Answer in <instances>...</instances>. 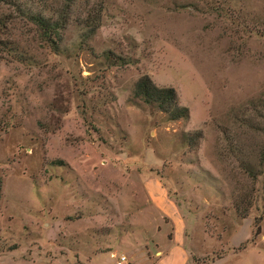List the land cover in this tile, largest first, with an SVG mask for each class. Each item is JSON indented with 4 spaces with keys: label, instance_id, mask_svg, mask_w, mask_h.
Masks as SVG:
<instances>
[{
    "label": "rangeland",
    "instance_id": "rangeland-1",
    "mask_svg": "<svg viewBox=\"0 0 264 264\" xmlns=\"http://www.w3.org/2000/svg\"><path fill=\"white\" fill-rule=\"evenodd\" d=\"M263 157L264 0H0V264L163 230L188 264H264Z\"/></svg>",
    "mask_w": 264,
    "mask_h": 264
},
{
    "label": "crops",
    "instance_id": "crops-1",
    "mask_svg": "<svg viewBox=\"0 0 264 264\" xmlns=\"http://www.w3.org/2000/svg\"><path fill=\"white\" fill-rule=\"evenodd\" d=\"M165 231L152 232L155 241L151 243V247L145 243L141 249L132 244H128L129 246L118 244L113 248L109 246L104 251H97V249L92 247V252H85L80 257V260L82 264H116L120 256H126L127 264H188V250L183 235L176 230L170 237L163 234ZM107 254L111 262L104 260ZM8 258L2 264H62V262L59 263L57 260L54 262L46 260L47 258L45 257L40 258L42 260H33L31 263L22 261L17 263L14 261L13 256ZM64 263L68 264L67 262Z\"/></svg>",
    "mask_w": 264,
    "mask_h": 264
},
{
    "label": "trees",
    "instance_id": "trees-1",
    "mask_svg": "<svg viewBox=\"0 0 264 264\" xmlns=\"http://www.w3.org/2000/svg\"><path fill=\"white\" fill-rule=\"evenodd\" d=\"M31 21L37 26L43 39L56 47L57 42L61 39L64 24L67 22L66 19L64 20V16L54 19L37 14L31 16ZM135 95L142 98L146 103L156 105L160 111L170 116L171 121L188 118V110L178 105L175 90L172 88H157L148 77L139 79L135 85Z\"/></svg>",
    "mask_w": 264,
    "mask_h": 264
},
{
    "label": "built area",
    "instance_id": "built-area-1",
    "mask_svg": "<svg viewBox=\"0 0 264 264\" xmlns=\"http://www.w3.org/2000/svg\"><path fill=\"white\" fill-rule=\"evenodd\" d=\"M116 264H127L126 256H120Z\"/></svg>",
    "mask_w": 264,
    "mask_h": 264
}]
</instances>
